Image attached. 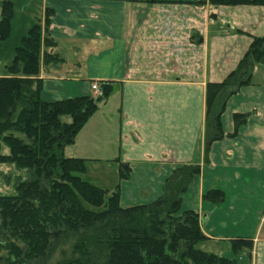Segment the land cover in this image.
I'll use <instances>...</instances> for the list:
<instances>
[{
  "label": "crops",
  "instance_id": "obj_1",
  "mask_svg": "<svg viewBox=\"0 0 264 264\" xmlns=\"http://www.w3.org/2000/svg\"><path fill=\"white\" fill-rule=\"evenodd\" d=\"M42 3L37 24L43 98L92 96L94 84L112 88L80 132L87 135L78 142L79 133L66 154L87 159L102 187H118L124 207L157 199L178 166L200 165L182 196V208L200 215L207 239L199 248L232 258V240L244 238L253 246L239 260L246 262L250 254L251 264H264V65L229 99L222 117L225 137L208 152L205 137L207 86L224 81L254 37L264 36V6L215 7L209 0ZM45 38L54 43V63L44 61ZM235 113L246 115L237 129ZM120 163L129 166L128 178L120 177ZM106 178L111 185H104ZM209 189L222 190L224 200L204 199Z\"/></svg>",
  "mask_w": 264,
  "mask_h": 264
},
{
  "label": "trees",
  "instance_id": "obj_2",
  "mask_svg": "<svg viewBox=\"0 0 264 264\" xmlns=\"http://www.w3.org/2000/svg\"><path fill=\"white\" fill-rule=\"evenodd\" d=\"M209 3L264 6V0ZM1 7L0 47L12 33L14 3L3 0ZM46 12L48 29L51 11ZM41 40L42 27L35 24L17 47L13 64L6 68L8 75L0 77V165L13 164L27 172L16 182L13 194H0V264H51L58 249L62 256L52 264H251L250 254L244 263L238 258L243 250L250 253L253 243L248 239L232 240V258L199 248L207 237L198 212L182 208V196L201 173L200 165L178 166L157 199L128 207L121 205L118 187L110 192L82 177L88 160L68 156L66 148L75 143L112 88L102 83L97 100L93 96L44 99L38 78ZM53 44L45 38V63L58 58L48 51ZM257 65H264V36L254 37L224 81L208 84L207 152L225 137L226 105L251 83ZM233 120L237 129L246 115L235 113ZM120 165V177L128 178L129 166ZM224 195L222 190L209 189L204 199L218 203Z\"/></svg>",
  "mask_w": 264,
  "mask_h": 264
},
{
  "label": "rangeland",
  "instance_id": "obj_3",
  "mask_svg": "<svg viewBox=\"0 0 264 264\" xmlns=\"http://www.w3.org/2000/svg\"><path fill=\"white\" fill-rule=\"evenodd\" d=\"M14 3V19H13V31L11 33V36L7 39L6 43H3L0 47V71L5 73V75H8V72L6 70L7 67L11 66L14 62V59L17 55V47L22 45L23 38L28 35L29 30L37 23H39V20L43 17V3L42 0H11ZM51 43V42H50ZM49 43V44H50ZM50 47L48 48L49 51ZM58 61L59 59H53V63ZM101 89V88H100ZM102 92V90H101ZM94 93V90H93ZM91 96V95H90ZM95 100L99 97V95H92ZM100 102L99 104H101ZM98 104V107H99ZM98 112H96L97 114ZM102 113H99L94 117V124L98 120H100ZM63 120L65 122H68L70 118L68 116L63 117ZM93 126L94 125H90ZM92 127V128H93ZM99 127V126H98ZM90 128V127H89ZM87 132V131H86ZM82 132V136H86L87 133ZM79 135V134H78ZM81 133L77 138V141L79 142L82 138ZM86 138V137H85ZM85 138L83 140H85ZM89 138V137H88ZM83 143V142H81ZM80 143L79 146H82ZM70 146V145H69ZM68 146V147H69ZM67 149V148H66ZM67 152V151H66ZM87 172L82 175L84 179L89 180L93 184L98 185L99 187H102L103 185L100 181L101 178L99 177L98 171H95L91 168L93 167L92 164L87 162ZM121 165H119L120 169ZM0 194H13L15 192V184L20 179H25L27 177L26 170H18L13 164H5L0 165ZM127 171V168H124V172ZM108 180L105 181L104 185H111L110 178H106ZM111 187V186H110ZM104 188V187H102ZM106 189V188H104ZM225 197V195H224ZM121 198V196H120ZM224 200V199H223ZM209 201V200H208ZM212 202V201H210ZM215 203V202H214ZM200 218V215H199ZM68 248V246H67ZM210 248V246H209ZM215 249V248H213ZM60 249H58L55 254L53 255L50 263H54L57 260L61 258ZM6 252L2 251L1 254H5Z\"/></svg>",
  "mask_w": 264,
  "mask_h": 264
},
{
  "label": "built area",
  "instance_id": "obj_4",
  "mask_svg": "<svg viewBox=\"0 0 264 264\" xmlns=\"http://www.w3.org/2000/svg\"><path fill=\"white\" fill-rule=\"evenodd\" d=\"M92 89L94 90L96 95H101L102 94L101 89H100V87L97 84H94L92 86Z\"/></svg>",
  "mask_w": 264,
  "mask_h": 264
}]
</instances>
